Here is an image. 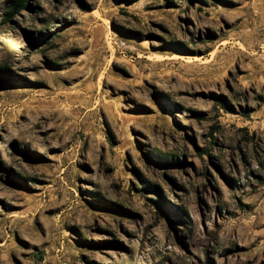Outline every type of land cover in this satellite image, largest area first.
Here are the masks:
<instances>
[{
	"label": "rangeland",
	"instance_id": "rangeland-1",
	"mask_svg": "<svg viewBox=\"0 0 264 264\" xmlns=\"http://www.w3.org/2000/svg\"><path fill=\"white\" fill-rule=\"evenodd\" d=\"M0 264H264V0H0Z\"/></svg>",
	"mask_w": 264,
	"mask_h": 264
},
{
	"label": "trees",
	"instance_id": "trees-1",
	"mask_svg": "<svg viewBox=\"0 0 264 264\" xmlns=\"http://www.w3.org/2000/svg\"><path fill=\"white\" fill-rule=\"evenodd\" d=\"M22 6H23V3H21V2H19V3L17 4V7L22 8Z\"/></svg>",
	"mask_w": 264,
	"mask_h": 264
},
{
	"label": "bare ground",
	"instance_id": "bare-ground-1",
	"mask_svg": "<svg viewBox=\"0 0 264 264\" xmlns=\"http://www.w3.org/2000/svg\"><path fill=\"white\" fill-rule=\"evenodd\" d=\"M198 59V58H197ZM196 60V59H195Z\"/></svg>",
	"mask_w": 264,
	"mask_h": 264
}]
</instances>
